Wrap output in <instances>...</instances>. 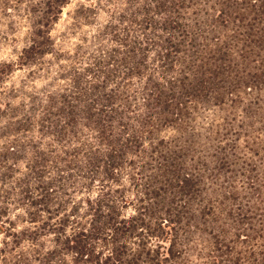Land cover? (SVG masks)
Masks as SVG:
<instances>
[{"label": "trees", "instance_id": "1", "mask_svg": "<svg viewBox=\"0 0 264 264\" xmlns=\"http://www.w3.org/2000/svg\"><path fill=\"white\" fill-rule=\"evenodd\" d=\"M66 3L43 2L22 61L50 52L40 25L48 27ZM131 6L121 15L130 23L122 34L116 23L104 26L115 47L95 39L91 79L74 75L71 89L30 96L41 110L31 105L18 123L51 142L15 181L16 193L0 194V260L197 264L211 256L218 264H264V161L249 164L239 144H228L244 123L223 117L218 124L216 111L207 124L199 122L201 106L229 101L228 87L212 78L233 69L227 64L233 56L237 68L254 70L243 88L257 82L264 89V0H133ZM151 51L156 75L149 71ZM166 127L177 136L161 137ZM15 149L6 147L4 155ZM240 161L250 166L246 175L231 170ZM225 166L232 172L227 183L216 173ZM240 175L247 196L238 195ZM15 204L22 205L21 225L10 217Z\"/></svg>", "mask_w": 264, "mask_h": 264}, {"label": "rangeland", "instance_id": "2", "mask_svg": "<svg viewBox=\"0 0 264 264\" xmlns=\"http://www.w3.org/2000/svg\"><path fill=\"white\" fill-rule=\"evenodd\" d=\"M44 1L46 0H0V194L3 195L5 189L16 193L18 189L15 181L22 177L23 173L28 172L27 166L31 165L36 158L39 160L40 152L46 149L43 143L51 142L46 137H40L36 127L31 131H26L18 123L25 121L28 117V114L24 113H27L33 103L30 96L39 93L37 96L41 99L43 94L40 92H44L45 89L58 90L60 87L71 89L74 75L82 76L83 81L91 79L93 74L88 69L95 67L90 66V58L96 49L95 39L101 38L103 47H110V45L115 47L116 45L111 40L113 36L107 31L109 29L104 26L110 22L116 23L119 29L117 33L121 34L123 27L130 26L127 19L126 22H123L121 15L128 16L133 0H67L61 12L48 27L40 25V32H46V41L43 45H46L50 52L36 56L35 60L31 62H24L21 58L22 51L33 40L32 34L37 31L39 16H44L45 6L42 5ZM150 3L152 2L150 1ZM152 15L157 16L155 12ZM158 18L156 17V19ZM99 31L100 33H98ZM157 31L159 32V29ZM153 32V29L150 30V33ZM153 57L154 53L151 51L149 71L156 75L158 71ZM236 61L238 62V58L233 56L232 64L227 63L233 68L232 70L231 68L230 70L226 69L221 75L216 76L217 79L211 76L214 77L212 80L218 87L220 85L228 87L226 91H228L229 101L226 100L221 108L212 105L201 106L202 116L199 122L201 125L207 124L206 122L210 120L207 115L210 114V111H216L218 124H223V117H227L231 123L235 122L241 125L244 123L245 126L242 128H236L240 134L231 136L228 144L235 145V142L239 144L240 148H243L240 155L249 164L259 165L264 161V89L257 88V82L252 87L243 88L242 82L248 81L250 77L248 74L251 75L254 70L247 71L245 67L237 68V65L234 64ZM237 69H239L238 73ZM95 70L96 68L93 71ZM59 74H61L60 77ZM255 76L257 77V75ZM236 79L237 81H235ZM238 79H240L239 82ZM141 80L134 77L132 82L136 86L140 85ZM231 83H234V89H229ZM233 85L231 86L233 87ZM230 98H233L235 102L232 103ZM23 105L29 107L26 108ZM37 105L34 103L32 107L35 109L38 107ZM40 110L37 108V112ZM40 117L41 113H37L34 122ZM17 126L20 128L17 129ZM173 136H177L174 129L171 127L162 128L161 137L167 139ZM248 141L249 143H247ZM220 144L227 145L226 141H222ZM13 145L16 146L15 153L5 156L6 147ZM54 145L56 144L54 143ZM243 145H249L248 147L251 149L249 150ZM57 147L59 144L56 145ZM253 150H258V154H254ZM55 153L50 154L48 158L52 159ZM249 167L240 161L237 166L231 165V170L236 175L240 173L246 175ZM216 173L221 181L227 183L231 179L229 175L232 172L227 166ZM2 179L6 180L2 181ZM244 180L245 177L240 175L236 177L234 183L238 187V195L246 194L247 196ZM240 199L242 197H239L236 202L241 201ZM246 199L243 198L242 201L245 203ZM15 205L11 206L10 217H15L17 225H21L16 214L23 213L22 205ZM2 238L3 235L0 234V241ZM211 261L218 264L211 256L198 258L196 263L214 264ZM0 264H4V262L0 260Z\"/></svg>", "mask_w": 264, "mask_h": 264}]
</instances>
